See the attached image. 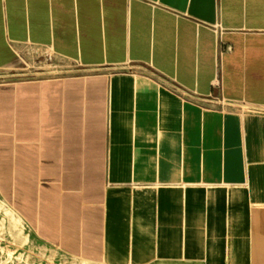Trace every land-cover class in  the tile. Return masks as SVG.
Returning a JSON list of instances; mask_svg holds the SVG:
<instances>
[{
	"label": "crops",
	"instance_id": "0c3cea01",
	"mask_svg": "<svg viewBox=\"0 0 264 264\" xmlns=\"http://www.w3.org/2000/svg\"><path fill=\"white\" fill-rule=\"evenodd\" d=\"M1 62L73 65L0 79V201L27 237L264 264V117L239 111H264V0H0Z\"/></svg>",
	"mask_w": 264,
	"mask_h": 264
},
{
	"label": "rangeland",
	"instance_id": "374dc122",
	"mask_svg": "<svg viewBox=\"0 0 264 264\" xmlns=\"http://www.w3.org/2000/svg\"><path fill=\"white\" fill-rule=\"evenodd\" d=\"M72 68V63L68 62H16L14 66L1 62L0 79L60 75ZM223 107L225 106L211 103L206 109L222 110ZM239 111L246 117L253 115L264 117V111H260L259 114L251 113L244 108H239ZM27 233L20 219L0 201V264H95L59 254L27 237Z\"/></svg>",
	"mask_w": 264,
	"mask_h": 264
},
{
	"label": "built area",
	"instance_id": "2783aa9c",
	"mask_svg": "<svg viewBox=\"0 0 264 264\" xmlns=\"http://www.w3.org/2000/svg\"><path fill=\"white\" fill-rule=\"evenodd\" d=\"M186 96V98L188 99V98H190L189 97V95H185ZM212 103H214L215 105H221V106H223L222 104H221V102L219 101V100H217V99H215Z\"/></svg>",
	"mask_w": 264,
	"mask_h": 264
},
{
	"label": "bare ground",
	"instance_id": "6f19581e",
	"mask_svg": "<svg viewBox=\"0 0 264 264\" xmlns=\"http://www.w3.org/2000/svg\"><path fill=\"white\" fill-rule=\"evenodd\" d=\"M26 238V236H24ZM27 239V238H26Z\"/></svg>",
	"mask_w": 264,
	"mask_h": 264
}]
</instances>
